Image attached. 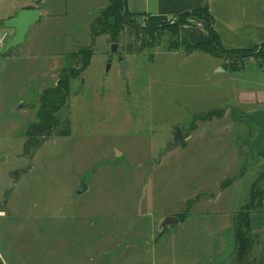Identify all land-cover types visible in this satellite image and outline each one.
Masks as SVG:
<instances>
[{
  "label": "rangeland",
  "instance_id": "rangeland-1",
  "mask_svg": "<svg viewBox=\"0 0 264 264\" xmlns=\"http://www.w3.org/2000/svg\"><path fill=\"white\" fill-rule=\"evenodd\" d=\"M46 3L49 18L23 44L0 50V264H237L236 215L257 179L264 189V157L252 147L254 110L214 91L209 73L214 62L233 71L253 56L184 59L193 46L180 28L195 16L130 17L116 34L97 27L93 40L108 2ZM4 23L0 37L11 41ZM86 50L90 66L71 84L58 133L37 148L31 136L27 148L43 93ZM243 75L236 78L248 88L253 74ZM177 127L185 141L171 149ZM169 216L182 223L163 233ZM250 216L252 250L242 263L264 264V207Z\"/></svg>",
  "mask_w": 264,
  "mask_h": 264
},
{
  "label": "crops",
  "instance_id": "crops-1",
  "mask_svg": "<svg viewBox=\"0 0 264 264\" xmlns=\"http://www.w3.org/2000/svg\"><path fill=\"white\" fill-rule=\"evenodd\" d=\"M69 4L70 0H59ZM128 10L133 15L144 16L153 24H165L173 21L177 16L189 14L196 10L207 8L213 17V29L217 33L220 44L227 50L252 51L264 45V0H126ZM41 3V4H40ZM0 0V23L6 22L17 16L22 10H39L41 17L49 18L50 9L46 8V0ZM6 19V20H5ZM189 26L180 28L183 36L191 45L205 43L209 39L210 30L208 23L201 19H192ZM195 53H186L184 59L190 58ZM203 54V53H201ZM246 58L240 70L231 71L213 63L209 77L218 82L217 89L229 92L226 100L240 108L253 110L264 109V87L258 85L256 78L264 75V70L253 58ZM246 63V64H245ZM248 63V64H247ZM257 63V64H256ZM248 68L251 71H246ZM222 69V70H221ZM221 70V71H220ZM245 72L252 73L253 77L248 88L240 86V79ZM221 74L229 78H221ZM242 74V75H241ZM258 81V80H257ZM196 114V113H195ZM234 127L227 124L226 131ZM247 141V140H246ZM182 223V222H179ZM235 235V232H234ZM235 241V236H234ZM235 244V242H234ZM235 247V246H234ZM236 248V247H235ZM235 251V249L233 250ZM234 254V252H233ZM232 254L234 262L236 259Z\"/></svg>",
  "mask_w": 264,
  "mask_h": 264
},
{
  "label": "trees",
  "instance_id": "trees-1",
  "mask_svg": "<svg viewBox=\"0 0 264 264\" xmlns=\"http://www.w3.org/2000/svg\"><path fill=\"white\" fill-rule=\"evenodd\" d=\"M109 3L108 7L102 11L99 18L96 20L94 27L92 29L93 40L96 39L98 33L97 27L103 26V33L107 34H116L118 29L121 27L127 26L130 24L129 18L135 17L139 15H133L129 12L127 1L126 0H102ZM143 16V15H142ZM141 16V17H142ZM181 17H189L195 16L198 19L206 21L208 23L209 28V39L205 43L192 45L193 47L187 51L188 54L193 52H199L203 54L211 55L215 58H221L223 56H234L237 57L239 54H243L246 56H253L252 58L256 60V62L261 65L264 70V45L259 48L253 49L252 51L245 50H227L221 44L219 37L215 30L213 29V17L210 15L209 10L204 8V10H196L191 13L182 14ZM181 22V21H180ZM180 22L174 23L171 27L176 33L179 35V24ZM182 22H185L182 20ZM145 32L148 29H143ZM142 30V31H143ZM94 51H83L81 52V56L77 57L80 59V63L77 68L67 70L66 72H62L60 77L58 78V82L55 87L47 90L43 93L41 98V105L39 107V122L32 126L31 130L28 134V143L27 148L32 145L31 136H34L35 147H40L44 141L52 137L53 134L58 133V125L59 119L58 114L60 110L67 104L68 98L70 97L71 84L75 79H79L82 73L89 68L91 58L93 57ZM250 58V57H249ZM243 64V63H242ZM243 66V65H242ZM242 66L237 67V70H240ZM234 69V71H237ZM67 136V132H63L62 135ZM264 157V155H261ZM263 179V178H262ZM262 179H257L253 184L251 193H250V202L248 205L243 207L241 212L236 215L235 224H234V232H235V251L234 257L236 259L237 264H243L247 254L252 250V244L250 243V226H251V213L261 212L264 207V189L258 188L257 184L262 182ZM179 222H182L180 217Z\"/></svg>",
  "mask_w": 264,
  "mask_h": 264
},
{
  "label": "water",
  "instance_id": "water-1",
  "mask_svg": "<svg viewBox=\"0 0 264 264\" xmlns=\"http://www.w3.org/2000/svg\"><path fill=\"white\" fill-rule=\"evenodd\" d=\"M40 17L41 12L39 10H22L18 12L16 17L10 19L9 21H6L4 23L5 28L13 30L15 36L11 41L7 43V45L5 46V51L8 52L10 49L16 48L20 44H23L25 42L29 29L34 27V25L41 20ZM118 49L119 48L117 44H112L113 54H117ZM121 63L122 76L126 77L129 69V63L127 61H122ZM110 68L111 66H109L108 71L110 70ZM247 119L255 123L258 127V131L256 136L254 137L252 147H255L260 155H264V109L254 110V112L250 113L247 116ZM173 140L174 143L170 145L171 149L179 147L185 141L180 127H177L175 129L173 133ZM81 189L82 190L78 195H83L88 190L85 183L82 184ZM179 221V218L176 217H166L162 224L163 233L167 230L169 225L179 224Z\"/></svg>",
  "mask_w": 264,
  "mask_h": 264
},
{
  "label": "built area",
  "instance_id": "built-area-1",
  "mask_svg": "<svg viewBox=\"0 0 264 264\" xmlns=\"http://www.w3.org/2000/svg\"><path fill=\"white\" fill-rule=\"evenodd\" d=\"M10 41L9 35L7 33H4L0 37V50L3 49L7 45V43Z\"/></svg>",
  "mask_w": 264,
  "mask_h": 264
}]
</instances>
